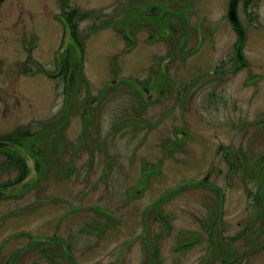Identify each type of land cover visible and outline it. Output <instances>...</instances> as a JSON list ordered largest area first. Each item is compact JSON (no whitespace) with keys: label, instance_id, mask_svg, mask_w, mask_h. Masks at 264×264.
<instances>
[{"label":"rangeland","instance_id":"374dc122","mask_svg":"<svg viewBox=\"0 0 264 264\" xmlns=\"http://www.w3.org/2000/svg\"><path fill=\"white\" fill-rule=\"evenodd\" d=\"M124 1L132 0H9L0 11V140L19 129L34 134L21 149H0V264H225L228 252L231 261L264 264V217L256 199L264 182V0L239 2L247 63L220 84L209 72L222 64L233 68L237 56L230 0H163L181 8L194 27L212 28L181 69L174 65L166 73L183 85L206 82L190 93L193 107L184 116L174 111L163 119L168 98L160 106L152 102L153 128L143 142L123 128L128 123L115 134L112 128L118 115H132L129 84H136L128 79L160 75L156 66L150 71L151 63H161L170 50L165 41L146 42L148 32H142L135 53L125 51L130 21ZM134 1L131 7L142 12L136 4L144 0ZM149 1L158 6L161 0ZM69 10L92 14L76 19L83 52L64 25ZM67 55L75 79L70 86L62 76L39 72L57 74ZM85 103L92 112L86 118L80 115ZM179 120L190 132L183 150L166 158L163 143L174 140L169 130ZM85 121L91 125L86 139ZM219 145L232 153V165ZM17 153L38 163L36 178L25 186L15 183L19 172L9 161ZM239 154L241 163L234 159ZM209 172L223 192L222 210L214 192L193 184ZM248 228L262 234L259 246H249L252 232L242 236Z\"/></svg>","mask_w":264,"mask_h":264},{"label":"flooded vegetation","instance_id":"af4514ba","mask_svg":"<svg viewBox=\"0 0 264 264\" xmlns=\"http://www.w3.org/2000/svg\"><path fill=\"white\" fill-rule=\"evenodd\" d=\"M8 1L9 0H0V11L3 9V7H5L7 5ZM57 1H61V0H57ZM169 1L172 2L173 0H168L167 2H169ZM63 2L65 5L66 0H62V3ZM126 2L127 1H124V3H126ZM134 2L135 1L132 0L130 3H126V4H128L125 6L127 8V10H124L125 16L126 17L129 16L128 20L130 21L128 30H126V29L123 30V33L127 32V31H129V33H130V37H128L125 33L123 35L125 38V42H126V44H125L126 46L124 48L125 51L126 52L133 51L129 54L135 53V50L137 49L136 47L138 44L137 37L142 32H148L146 42L153 44V43H156L157 41H160V43L165 41L167 46H169V50H170L168 56H166L162 60L161 63H159L158 61L156 62L155 60H153L151 63L152 68L150 69V71L151 72L155 71L154 69L156 66L159 69L160 75L158 73H154V74L150 73L151 77L147 78V80H139V79L131 80V79H128L129 81H132L133 83L136 84L134 87L132 86V84H129V87H130L129 92L133 93L132 94V101L130 103L131 110L129 111V114H131V112H132V115L127 114V116L124 117L122 120L120 119V116L118 115L116 117L115 125L112 128L111 133L115 134L116 129L118 132L119 130H121L120 126L128 123L123 128L131 129V135L133 136L132 138L134 140H136L137 135L141 134L142 137L139 140H141L143 142V141H146V138H147L146 136H148V131H150L153 128V123L151 122V118L149 117V108L151 107L150 104L152 102L154 103V105L160 106L161 104H163L162 102H164V99L167 102V98H168L169 102H167V104H166L164 116H162L163 119H167L168 116L175 113L174 111H178L181 115L184 116V114H186V112L193 107V105H192L193 95H190V93L192 94V92H196L200 87L202 88V85H204L206 81L199 82L198 80L197 81L195 80L193 83L191 82L190 84L183 85L182 83H179V81H174V79L171 78V74H168L166 72H167L169 67L171 68L174 65H176L177 68L179 67V69H181L184 62H186L189 58H191L189 55L195 54V51H196L197 47L199 46V44L203 43V40L206 39V37H209L211 35L212 28L209 25L207 27H204L203 22L194 27L193 25H191L189 18L187 16L186 17L183 16L184 11H182V9H179V11H173V12L169 11L166 9V3L163 0L157 1L158 6H156V4H155L156 8H151L149 6V3H147L150 1L144 0L143 1L144 5L142 6L143 7L142 12H137L136 8L131 7ZM159 6L165 8L167 11H164V9L159 8ZM170 6L173 7V6H177V5L172 6L170 4ZM117 8H120L119 5L117 6ZM173 8L175 9V7H173ZM177 8H179V7H177ZM175 10H178V9H175ZM121 11H123V10H121ZM188 11H190V10H188ZM62 19H63L64 25H65L66 24V17L64 15H62ZM120 23H121L120 21H117L115 23V25H119ZM126 27H128V25ZM22 30H23V28H22ZM18 33H20V32H18ZM21 39H22V45H24L23 38H21ZM126 39H129L128 40L129 45H127L128 42ZM25 44H28L27 51L29 53H32L34 47L32 46L31 41L27 42V40H26ZM243 50H244V44H243ZM236 53H237V50H236ZM29 56L31 57L32 55H29ZM155 59H157V58H155ZM246 63L247 62H246L245 58H243V60H240L238 58V56H236L233 68L231 67L230 69H226L227 66L225 64H222V65L218 66V68H221V70H219L217 72L211 71V72H209V75L217 74L218 78L215 81L217 82V84H220L223 82L222 81L224 79L223 76H227L230 73L235 74L238 71H241L243 68L246 67ZM63 67L64 66L60 63V69L58 71L59 74L58 73L54 74V73L49 72L47 70H46L47 71L46 72L45 68L40 69L42 71L39 70V72L44 73V74L48 75L49 77L52 75L53 78L56 75L63 77L64 76V75H62ZM29 69H31V71H32V67H29ZM30 74L36 75V73H30ZM62 81L64 84L68 83L70 86L71 83L75 81V79L70 80L69 78L65 79L63 77ZM209 83H210V85L213 86L211 81ZM126 84H127V82H126ZM126 84L124 83V86ZM201 88H200V90H201ZM214 89L216 90L215 86H213V90ZM149 95H156V98L152 101H148L146 99V97ZM97 102L98 101H96V102L92 101L91 105L93 106ZM208 102L210 104L214 103V105L217 104V102H215L213 97H211V99ZM85 106H86V103L84 104V107ZM210 106H212V105H210ZM99 112H100V110L98 111V113ZM91 113H92L91 110L88 108V106H86L82 110L80 115L82 117L86 118V117H88V115H91ZM102 118H103V116L99 115L98 122L96 121V123L98 125V129L99 130L101 129L104 131ZM262 123H264V122H262ZM85 124H86V127H85ZM90 128H91V125L89 124V122L85 121L84 126H83V131L84 130L89 131ZM260 130H262V129L260 128ZM169 132L173 133L175 138H174V140H166L163 143V147H162V149L164 150L163 156L166 158L174 159L175 154L177 152H180L183 150V148H184L183 143H182L183 139H184V137H186L187 132H190V131H189V128L187 127V122L179 120V121L174 122V125L169 130ZM11 144H12V148H14V146H17L16 148L24 147V145L22 143L20 145H14L13 143H11ZM7 150H9V149H7ZM217 151H218L219 155L222 156V159L225 162H228V165L232 164V161H231L232 153L230 152V150L227 147H225L223 145H219ZM31 156H32L31 158H35L33 155H31ZM10 157H11V159L13 158L14 160H16L17 157L22 158V156H20L19 153H17L16 155H12ZM239 157L240 158H234V159L240 163L243 162V158L241 157V154H239ZM244 161L246 162V159ZM35 163H36L35 164L36 168H38V163L36 162V160H35ZM210 180H211V174L209 172L208 174H206V176L204 178H202L201 181L196 180L193 182V184H194V186L201 187V188H207V189H210L212 192H214L212 190V188L216 187V186H213L211 184ZM220 191H221V189H220ZM214 194H215V192H214ZM222 194H223V192H222ZM167 198H168V196L164 197V199H167ZM219 209L222 210V208H220V207H219ZM218 223L219 222H216L213 226H216V224H218ZM209 228H211V227H209ZM212 243H214V242L212 241ZM243 255L247 256L246 252ZM224 260L225 261L222 260L223 263L226 261H231L230 259L229 260L224 259ZM235 260H237V258H235L233 261H235ZM243 262H244L243 257H240L239 264H243ZM245 262H247V261H245Z\"/></svg>","mask_w":264,"mask_h":264},{"label":"trees","instance_id":"16d2710c","mask_svg":"<svg viewBox=\"0 0 264 264\" xmlns=\"http://www.w3.org/2000/svg\"><path fill=\"white\" fill-rule=\"evenodd\" d=\"M175 1H178V0H175ZM249 1L250 0H246V5L249 3ZM143 5H144L143 1L142 2H138L136 4V7H142ZM149 6L151 8H156L155 4H151L150 2H149ZM173 7L176 8L177 6H173ZM173 7H171L170 4L166 5V9L169 10V11H172V12L173 11H179V10H175ZM178 9H181V8H178ZM137 12H139V11L137 10ZM89 15L91 16L92 14H79V12L77 10H69V11H66L64 13V16L66 17V23L68 24V26L70 27V30H71L72 39L77 44L78 48H80L81 52H83L85 50V47H84V45H83V43L81 41V39H83V37H79L78 34H77V32H76V30H77L76 19L77 20L79 19V21H82V20H85L86 18H88ZM125 19L128 20L129 19V16H127ZM101 29H102L101 27L94 28L92 30V33H96V32H98ZM68 59H69V56L67 55L66 58L64 60H62V62H61V64L64 66L63 67V70H62V75H64L63 77L65 79L66 78L67 79L69 78L70 80H73L74 79V74H72L73 72L71 71V68L69 67V64H68L69 61H67ZM28 70H29L30 73H34L33 71H31V69H28ZM65 86H67V85H65ZM45 133H46V131H44V133H42V135H43L42 137H44L46 135ZM87 134H89L88 131H85L84 130L83 137L85 139H86ZM33 135H34L33 133L30 134V132H23L21 129H19V130L16 131L14 138L2 139L0 141H7V142H10V143H13L14 145H20L21 144V141L30 140V139H32ZM40 157H42V156H40ZM49 158H51V155H49ZM9 161H10V163H13L15 165L17 171L19 172L18 180L15 183H18V184L19 183H22L27 178L28 172H29L28 171L27 162L23 158H19V157H17L16 160H14L13 158L12 159H9ZM237 167H232L233 168V171H237V169H240L239 167H241V166H237ZM256 199H257L258 204L260 206L261 216L264 217V209L262 207V202H261V189H260V196H258ZM251 232H252V234H254L256 236L255 237L256 239H254L250 244L248 243L249 246L250 247H255L257 245L259 246V243L258 242L261 241L260 237H261L262 234H258L257 231H252V228H248L247 230H245L244 233L242 234V236H245L246 237L247 234L250 235ZM233 241H234V239H233ZM225 246H226V250L229 251V245H228V243H226ZM62 248H63L62 250L65 251L64 250V246H62ZM67 249H68V247H67ZM68 251H69V249H68ZM65 254H67L68 257L70 256L68 253H65ZM226 255H228L227 256V258H228L227 260L231 259V258H229V256L231 255V254H229V252ZM233 258L234 257H232V259ZM221 259L223 261H225L224 259H226V258H221ZM158 263H159L158 260H156L155 262H151V264H158ZM224 263L225 264H239V261L238 260H235L233 262L232 261H226Z\"/></svg>","mask_w":264,"mask_h":264},{"label":"water","instance_id":"95a60500","mask_svg":"<svg viewBox=\"0 0 264 264\" xmlns=\"http://www.w3.org/2000/svg\"><path fill=\"white\" fill-rule=\"evenodd\" d=\"M241 0H230L229 1V9H228V19L231 22V24L234 26L237 34H238V45H237V53L240 60H243V44L246 40V32L244 30V26L239 18L238 14V5ZM156 98V95H149L146 97L148 101H152ZM262 130H264V124L260 127ZM12 144L6 141H0V149H11ZM27 165L30 170H32L31 175H29L22 183L21 186L26 185L28 182L34 180L37 176L36 168L34 162L27 157ZM15 188L12 189L14 191ZM212 190L215 192L217 199H218V205L220 208L223 206V194L220 191L219 188L213 187ZM5 196V193L0 192V197ZM261 202L264 209V183L261 181ZM65 251L66 248L64 247Z\"/></svg>","mask_w":264,"mask_h":264}]
</instances>
